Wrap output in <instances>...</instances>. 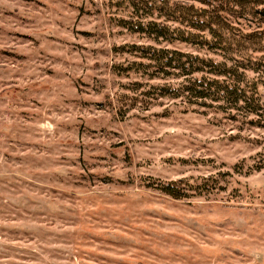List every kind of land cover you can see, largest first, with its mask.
Returning <instances> with one entry per match:
<instances>
[{
  "label": "rangeland",
  "instance_id": "1",
  "mask_svg": "<svg viewBox=\"0 0 264 264\" xmlns=\"http://www.w3.org/2000/svg\"><path fill=\"white\" fill-rule=\"evenodd\" d=\"M136 2L0 0V264H264V127L159 96L182 79L124 47L222 57L135 33L165 21Z\"/></svg>",
  "mask_w": 264,
  "mask_h": 264
},
{
  "label": "trees",
  "instance_id": "2",
  "mask_svg": "<svg viewBox=\"0 0 264 264\" xmlns=\"http://www.w3.org/2000/svg\"><path fill=\"white\" fill-rule=\"evenodd\" d=\"M135 4L158 10L165 18L147 25L131 22L135 33L146 34L156 42H180L222 57L216 61L175 49L124 47L146 61L138 66L146 73L151 69L150 76L182 79L177 88H159V96L181 98L189 105L214 106L224 112L235 110L252 118L249 124L264 127V62L246 51L250 44L264 41V31L244 33L231 23V19L246 16L264 23V0H161L157 5L137 0ZM168 22L179 23L184 29ZM247 72L259 75L251 78ZM153 188L176 200L186 199L188 191L200 194L207 190L206 184L195 185L191 179Z\"/></svg>",
  "mask_w": 264,
  "mask_h": 264
}]
</instances>
